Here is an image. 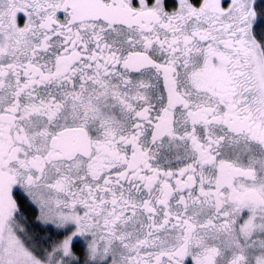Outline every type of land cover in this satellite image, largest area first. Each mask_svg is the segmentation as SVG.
<instances>
[{
    "label": "snow or ice",
    "instance_id": "snow-or-ice-1",
    "mask_svg": "<svg viewBox=\"0 0 264 264\" xmlns=\"http://www.w3.org/2000/svg\"><path fill=\"white\" fill-rule=\"evenodd\" d=\"M260 17L0 0V264H264Z\"/></svg>",
    "mask_w": 264,
    "mask_h": 264
},
{
    "label": "trees",
    "instance_id": "trees-1",
    "mask_svg": "<svg viewBox=\"0 0 264 264\" xmlns=\"http://www.w3.org/2000/svg\"><path fill=\"white\" fill-rule=\"evenodd\" d=\"M258 6L264 7V4H261L258 0ZM255 28L257 31L264 29V17L258 18ZM32 235L36 239L37 243L44 247L62 239V236L58 235V232L53 228L42 225L39 227L32 226ZM45 241L47 243H45ZM75 251L79 258L84 259V250L81 249L80 246L76 245Z\"/></svg>",
    "mask_w": 264,
    "mask_h": 264
},
{
    "label": "rangeland",
    "instance_id": "rangeland-1",
    "mask_svg": "<svg viewBox=\"0 0 264 264\" xmlns=\"http://www.w3.org/2000/svg\"><path fill=\"white\" fill-rule=\"evenodd\" d=\"M42 226H45V227H51V228H53L55 231H57L58 232V230L57 229H55L54 228V226H49V225H42ZM63 239V238H62ZM79 240H81L82 241V246L84 247V251H85V241L83 240V238H80ZM85 255H86V251H85ZM82 262L84 261V259H80Z\"/></svg>",
    "mask_w": 264,
    "mask_h": 264
},
{
    "label": "flooded vegetation",
    "instance_id": "flooded-vegetation-1",
    "mask_svg": "<svg viewBox=\"0 0 264 264\" xmlns=\"http://www.w3.org/2000/svg\"><path fill=\"white\" fill-rule=\"evenodd\" d=\"M62 238H63V237H62ZM82 244H83V243H82L81 240H77V241H76V245L80 246V248L84 250V247L82 246ZM85 256H86V255H85V251H84V259H85ZM80 259H81V258H80Z\"/></svg>",
    "mask_w": 264,
    "mask_h": 264
}]
</instances>
